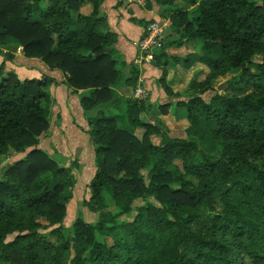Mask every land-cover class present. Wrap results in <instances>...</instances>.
<instances>
[{"label": "trees", "instance_id": "16d2710c", "mask_svg": "<svg viewBox=\"0 0 264 264\" xmlns=\"http://www.w3.org/2000/svg\"><path fill=\"white\" fill-rule=\"evenodd\" d=\"M154 1L174 6L177 0ZM184 1L196 6V15L188 10L170 15L175 38L154 54L153 64L163 70L165 91L179 99L176 105L191 125L188 137L165 138L160 120L142 117L151 114V101L128 98L123 115L105 110L89 115L115 103V85L136 87L142 73L136 63L121 59L119 35L102 13L105 0H0V44L16 39L26 57L62 71L79 94L96 167L85 204L99 213L97 223L78 219L67 236L58 228L63 239L57 245L42 242V220L52 226L67 215L77 161L60 166L40 148L51 134L47 104L56 103L52 87L58 81L20 80L1 64L0 161L32 149L0 175V264H264V63L257 74L248 70L254 56L264 59V0ZM195 42H203L204 50L190 58L167 51ZM182 60L209 68L199 89L185 95L165 81L167 68ZM230 70L249 75L256 90L206 101L203 94L213 81ZM160 109L167 114L170 105ZM106 189L116 212L99 204ZM138 199L145 203L127 217ZM204 207L208 218L196 225Z\"/></svg>", "mask_w": 264, "mask_h": 264}, {"label": "rangeland", "instance_id": "374dc122", "mask_svg": "<svg viewBox=\"0 0 264 264\" xmlns=\"http://www.w3.org/2000/svg\"><path fill=\"white\" fill-rule=\"evenodd\" d=\"M125 1L127 0H116L114 9H119V7L122 6ZM132 1L134 2H130L128 4V8L125 7V10L130 13V17L128 19L130 24L141 27L144 31L143 33H145L146 28L151 22L159 21L162 25H167L164 27V38L158 44L146 51H142L140 49V40H138L135 45L129 44L133 47V49H135V52H137V54L135 53L133 55L132 59L129 55L126 56L121 51L120 46L118 45V40L116 48L122 54L121 59L127 62L130 61L136 63L142 69L141 76L136 87H127V85L122 84V82L115 85V103L109 105L102 104L95 111L89 113V115H95L98 111L102 110L107 112L110 111L107 114L117 113L119 115H123L125 114V99L133 98L143 101H152V99H155L154 102H151V114L149 112H144L142 113V117H147L153 122L160 120L162 124L161 132L165 138H186L189 135L188 129L191 124L188 122L185 116L184 108L182 106L176 105V102L179 99L168 96L167 92L165 91L164 85L160 80L162 78L163 72H160V76H158V78L153 77V82L150 83L148 79L146 83V80L142 78L143 72L145 71V68L142 64L150 62L153 64L154 54L159 51L163 45L168 44L169 41H172L175 38L176 34L171 25L170 15L177 10H188L192 16H195L197 8L196 6L190 5L184 0H177L174 6L158 5L154 0ZM130 5H135V10L137 13L136 15L135 12L129 8ZM73 16L74 19H76L77 13L75 12ZM119 18L120 17L118 15L114 16L112 23L115 25ZM138 18L144 20L143 25H138L133 21L134 19ZM141 37L139 39H141ZM202 46L203 42H195L180 48L171 46L167 51L171 55H179L181 57L190 58L194 55L195 51L204 50ZM212 50L214 55L217 56L219 54L216 49ZM27 59L29 58L23 54L16 39L9 37L0 44V65H4L6 74H16L20 80H25L27 78H44L48 76L43 71L44 66L46 67V64L41 59L33 58L31 61H28ZM196 62L198 63L194 62V65H192L191 63H187L182 60V62L176 65H171L167 68L165 81L175 93L185 95L187 92H194L199 89L198 84L206 79L209 71L208 67L199 61ZM261 63H264L263 57L260 55L254 56L252 62L248 65V70L250 73L257 74L259 72V66ZM127 75L129 76L128 69L124 72V77ZM63 81L64 82L62 85L52 87V93L56 99V103L47 104V108L53 113L51 134L50 138H43L40 144V148L44 150L49 155V157L56 161L60 166H68L74 160L77 161V167L74 171L77 180L74 188V197L68 203L66 217L61 224L52 226H50L45 220H42L43 224L46 225V228L41 230L43 238L42 242H50L54 245H57L63 239V237L56 231L58 228H60L62 233L67 236L71 233V231H73V225L78 219L83 218V220L89 223H97L99 220V213L90 211L85 204V201L91 199L88 184L96 171L94 163V147L92 146L91 141H89L90 144L87 143V145L86 139L84 140V146L82 145V151L70 146V138L73 136V134L70 132L69 127H71L73 124H76V121H79L83 122L86 127L89 128L86 118L87 115L83 113L82 106H79L80 103H78L77 100V96L79 97V94L74 93L73 88L68 86L67 75L65 74ZM139 90L140 92H138ZM255 90L256 89L254 87L253 80L249 75L244 74L240 70H230L225 75H222L213 81L212 89L203 94V98L209 102L215 94L226 96H242ZM166 103L170 105V109L168 110L167 114H163L161 113L160 105ZM110 109L115 110L111 111ZM64 115L65 126L63 125ZM120 126H124L132 130V128L125 123L120 122ZM135 132L138 134V136H142L144 129L138 128L135 130ZM79 134L81 135V133ZM82 137H84L83 134ZM87 137L89 138V136ZM153 141L155 143H159L160 138L155 137ZM206 141L211 147L214 146L211 138H207ZM31 149L32 148L28 149L25 153L3 156L0 161V175L6 166L12 165L15 161L23 158ZM172 170L175 174L180 172L178 166L172 168ZM150 200L158 204L154 199ZM144 203L145 202L141 199L136 200L133 204V211L126 216L130 218L135 216L137 214V208ZM99 204L105 205L107 211L116 212L117 210L110 189H106L104 191L103 197L100 199ZM209 212V209L204 207L202 218L198 221H195V224L199 226L204 225L208 218L207 216ZM17 235V233L9 235L6 239V242L13 241ZM106 240L109 243H112L110 237H106ZM71 251L72 253L74 252L72 244Z\"/></svg>", "mask_w": 264, "mask_h": 264}, {"label": "crops", "instance_id": "0c3cea01", "mask_svg": "<svg viewBox=\"0 0 264 264\" xmlns=\"http://www.w3.org/2000/svg\"><path fill=\"white\" fill-rule=\"evenodd\" d=\"M130 2H134V1L127 0V1H125L122 4V6L119 7V9H114V6L116 4V0H105V2L102 5L101 9H102V13L104 15H106L107 18H108V22H109V25L111 27V30L116 31V33L119 34L118 45L120 46L121 51L126 56L129 55L130 58L132 59L133 55L135 53L137 54V52H135V49H133V47L130 46L129 44H132V45L134 44L135 45L138 40H141L142 39L141 36L144 34L143 33L144 31H143V29L141 27L134 26V25L130 24V22L128 21V19L130 17V13L125 10V7L128 8V4ZM129 8H131L135 12V15L137 14L136 10H135V5H130ZM87 10L88 9L86 7V9L83 10V11H87ZM145 14H148V13H145ZM116 15H118L120 18H119V20H117V23L114 25L112 23V19ZM140 37H141V39H139ZM32 59L33 58H29L27 60L31 61ZM128 62H130V61H128ZM195 63H198V62H195ZM142 65L145 68V71L143 72V77L142 78H144L146 80V83H147L148 79H149L150 83L153 82L152 81L153 77L154 78H158V76H160L159 75L160 72L161 73L163 72V70L161 68L156 67L154 64H152V62L144 63ZM192 65H194V63ZM43 71H44V73L46 75L54 77L58 81L59 85L63 84V82H64L63 81L64 74H63L62 71L57 70V69L56 70H51L50 68H48V66H46V67L44 66ZM52 92H53V90H52ZM77 100H78V103H80V99H79L78 96H77ZM154 101H155V99H152L151 102H154ZM79 106H81V104ZM79 109H80V107H79ZM80 112H81V109H80ZM83 113H84V111H83ZM63 117H64L63 125L65 126V124H64L65 123V115ZM69 129H70V132L73 134V136L70 138V142H71L70 146L71 147H74L75 149H78V150L82 151L85 139L87 140L86 144L87 143L90 144V142H89L90 141V136H89L88 133H86L87 132L86 130L88 129V127H86V125L83 122L76 121V124H73L71 127H69ZM83 129L86 132H84ZM78 132L81 133V135ZM82 134H83L84 137H82ZM87 136H89V138ZM48 138H50V137H48Z\"/></svg>", "mask_w": 264, "mask_h": 264}, {"label": "built area", "instance_id": "2783aa9c", "mask_svg": "<svg viewBox=\"0 0 264 264\" xmlns=\"http://www.w3.org/2000/svg\"><path fill=\"white\" fill-rule=\"evenodd\" d=\"M166 26V24L162 25L159 21L151 22L145 30L144 37L140 40V49L146 51L158 44L164 38V27ZM138 92H140V90Z\"/></svg>", "mask_w": 264, "mask_h": 264}, {"label": "water", "instance_id": "95a60500", "mask_svg": "<svg viewBox=\"0 0 264 264\" xmlns=\"http://www.w3.org/2000/svg\"><path fill=\"white\" fill-rule=\"evenodd\" d=\"M150 121V119L149 118H146V122H149Z\"/></svg>", "mask_w": 264, "mask_h": 264}]
</instances>
